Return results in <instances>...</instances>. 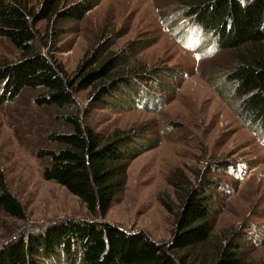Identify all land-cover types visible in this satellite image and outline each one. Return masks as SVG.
<instances>
[{"label": "rangeland", "instance_id": "1", "mask_svg": "<svg viewBox=\"0 0 264 264\" xmlns=\"http://www.w3.org/2000/svg\"><path fill=\"white\" fill-rule=\"evenodd\" d=\"M18 1L35 12L44 0ZM86 1L91 2L62 0L60 9ZM99 1L82 20L55 16L36 29L40 39L45 33H59L57 51L49 56L70 76L112 41L109 52L128 57L125 63L130 66L121 69L148 72V80H134L132 89L122 87L113 99L105 98L112 107L95 105L90 90L77 93L76 100L83 124L104 138L123 131L136 137L129 152L153 146L131 160L124 191L108 213L94 217L64 187L44 179L48 159L37 157L41 149L57 148L49 140L53 132L69 131L59 121L64 112L35 106L37 93L31 90L15 103L0 104V177L25 211L24 219H15L0 209V250L63 223L91 220L141 231L154 242L169 244L175 219L161 199L180 205L171 181L181 177L186 186L205 185L213 203L211 239L193 257L201 255L204 264H210L215 245L235 243L241 245L247 264H264V143L236 114L237 101L225 78L238 54L219 50L177 17L181 0ZM188 41L195 43L191 47ZM19 56L0 37V63ZM37 259V264H72L63 254ZM73 260L82 264L78 252Z\"/></svg>", "mask_w": 264, "mask_h": 264}, {"label": "trees", "instance_id": "2", "mask_svg": "<svg viewBox=\"0 0 264 264\" xmlns=\"http://www.w3.org/2000/svg\"><path fill=\"white\" fill-rule=\"evenodd\" d=\"M181 1L177 17L185 19L200 37L213 41L219 50L238 54L236 65L227 71L226 83L237 101L236 114L247 127L255 129L264 143V0ZM61 2L44 0L34 12L18 0H0V37L20 53L16 61L0 63V104L15 103L25 90H31L37 93L35 106L64 112L59 121L69 131L50 135L49 140L57 146L55 150L37 152L39 159H48L43 177L77 197L90 215L104 217L124 191L131 160L153 145L130 153L128 148L136 142L133 134L116 131L104 138L83 124L76 95L90 90L95 105L112 107L105 98L113 99L122 87L132 89L134 80L143 82L149 75L138 69L127 73L121 69L130 64L125 63L128 57L109 52L114 41L100 46L74 75H68L63 65L49 56L57 51L59 33H45L40 39L36 25L41 21L50 23L55 16L82 20L100 1H86L67 10L60 9ZM188 43L192 47L195 42ZM178 179L171 184L177 189L180 205L161 199L175 219L169 244L154 242L142 232H127L105 221L70 222L4 247L0 250V264H37V258L48 261L60 254L73 264L77 252L82 264H204V257H193V252L209 242L214 230L211 196L205 185L186 186L187 181ZM0 209L12 218H25L21 203L2 177ZM240 248L235 243L215 245L210 264H247Z\"/></svg>", "mask_w": 264, "mask_h": 264}, {"label": "water", "instance_id": "3", "mask_svg": "<svg viewBox=\"0 0 264 264\" xmlns=\"http://www.w3.org/2000/svg\"><path fill=\"white\" fill-rule=\"evenodd\" d=\"M108 223H109V222H108ZM137 232H141V231H137ZM137 232H136V233H137Z\"/></svg>", "mask_w": 264, "mask_h": 264}]
</instances>
